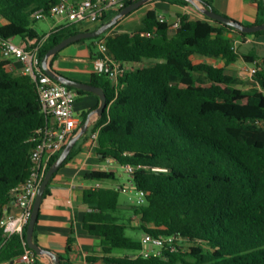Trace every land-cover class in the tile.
Masks as SVG:
<instances>
[{
    "label": "trees",
    "instance_id": "obj_1",
    "mask_svg": "<svg viewBox=\"0 0 264 264\" xmlns=\"http://www.w3.org/2000/svg\"><path fill=\"white\" fill-rule=\"evenodd\" d=\"M59 1L0 0V38H20L27 50L40 46L42 63L63 40L94 32L122 11L104 17L93 28L68 25L40 34L32 14L48 11ZM162 1L203 15L187 0ZM200 1L214 10L213 0ZM137 2L129 1L127 7ZM257 4L256 25H261L264 0ZM179 20V27L172 28L150 9L138 30L110 35L120 27L117 24L100 37L76 42L86 43L95 59L100 56L97 42L105 40L110 56L127 65L117 87L107 76L93 75L91 85L104 90L107 109L92 131L98 133L99 162L110 159L121 167L132 166L133 184L146 193L145 204L127 201L124 208L121 189L105 185L116 179L114 171L94 169L85 174L90 186L83 190V204L88 207L83 228L102 242V255L87 257L86 264H264V59L242 55L240 46H235L236 39L264 37V31L242 33L209 18L190 20L186 15ZM59 54L52 58V66ZM195 55L222 59L225 67L195 63ZM240 58L260 63L253 76L258 88L246 91L238 86L237 77L226 73V67ZM197 74L204 75L205 82ZM70 88L76 91V101L95 95ZM89 113L81 115L79 127ZM46 124L33 80L9 71L7 62L0 60V216L12 199V189L30 175L35 146L31 138ZM79 141L61 168L76 155ZM65 146L52 158L48 171ZM128 231L175 236L176 250L165 246L161 256L146 258L140 255L141 238ZM33 242L38 244L36 229ZM74 242L72 233L68 253ZM22 253L21 238L0 237V263H10ZM36 256V264H43Z\"/></svg>",
    "mask_w": 264,
    "mask_h": 264
},
{
    "label": "built area",
    "instance_id": "obj_2",
    "mask_svg": "<svg viewBox=\"0 0 264 264\" xmlns=\"http://www.w3.org/2000/svg\"><path fill=\"white\" fill-rule=\"evenodd\" d=\"M129 1L140 0H60L48 11L41 9L33 13L32 19L41 21L54 18L63 22L65 24L63 26L98 24L104 17L124 10ZM0 22H3L1 15ZM160 22H168L175 29L180 25V20L169 22L163 16H160ZM57 28L54 27L52 31ZM235 46H238L237 41ZM97 47L100 56L93 59V70L97 74L107 76L117 87L119 78L127 69V65L110 56L105 40L98 41ZM39 48L40 46H36L27 50L26 46L16 44L13 39L0 38L1 61L7 62V68L11 72H16V67L12 65L13 62L21 64L20 74L29 76L35 83L42 102V112L48 118V124L34 133L31 138L35 146L31 153L30 175L24 182L12 189V199L2 207L0 216V237L4 241L14 236L22 239L23 253L19 257L21 264L37 263L35 251L28 246L26 229L32 219L35 201L48 172L50 161L63 149L80 126V119L76 116L74 109L76 91L46 74L39 59ZM258 64L260 63L254 62L248 69L252 77L259 70ZM97 137L98 133H93L92 139L96 141ZM110 163L114 162L108 159L105 165ZM123 168L129 174L130 179L126 185L118 188L129 194L131 203L139 206L145 204L146 193L138 190L132 182L134 168L130 165ZM95 186L101 187V184L96 183ZM176 240L175 236L155 237L151 234H143L140 255L146 258L159 257L165 246L175 251Z\"/></svg>",
    "mask_w": 264,
    "mask_h": 264
},
{
    "label": "crops",
    "instance_id": "obj_3",
    "mask_svg": "<svg viewBox=\"0 0 264 264\" xmlns=\"http://www.w3.org/2000/svg\"><path fill=\"white\" fill-rule=\"evenodd\" d=\"M212 5L214 10L221 15L234 19L244 25H256L259 16L257 0H213ZM144 8H146L145 14L148 10L155 9L159 12L160 16L165 17L169 22L179 20L180 15H186L190 20H208V18L196 10L178 5L172 1L154 0L144 6ZM136 14L137 11H134L120 21V27H118L119 33L138 30L143 26L145 15L142 18L141 24L133 29L134 23L131 20ZM47 20L54 22L50 26V31L54 27L65 25L54 18ZM90 25L95 24H87L84 27L93 28ZM116 29H113L109 34L111 35ZM233 37L236 38L235 35ZM236 41L239 46H250L251 50L247 52H241L239 47L242 55H249L251 57L255 54L258 56L256 60L264 59V37L251 36L247 37L244 42H240L237 39ZM20 45L23 44L20 43ZM193 61L195 63L206 62L208 64H216L219 68L225 67L224 60L214 57L195 55ZM242 61L244 62L243 67L239 66V62ZM13 63L12 65L16 67V72L14 73L20 74L21 64L17 62ZM251 66L252 64L240 58L238 62L226 67V73L241 80H248V83L252 84L253 88H258V83L248 73V69ZM52 67L63 76L86 84H91L93 75L97 74L93 70V58L90 48L86 43L71 44L63 49ZM239 69L243 71H238ZM196 77L204 79V75L202 74H197ZM78 103L80 104L77 105ZM98 105H100V100L96 94L83 96L75 103V114L81 121L82 114L95 111ZM79 109L83 111L81 115H77ZM99 117L97 114L92 116L91 124L87 131L88 134L84 139H80L76 155L58 170L55 178L52 180L49 187L50 193L42 201L35 227L40 247L52 251L59 255L61 259L69 260L74 264H86L87 257L102 255L101 239L91 236L83 228L84 217L88 211V207L83 204V190L90 186L83 179L85 174L94 169L113 171V168L116 167L115 163L105 165L99 162L96 153V141L92 139V129ZM72 233H74L75 242L72 245V252L68 253V239ZM19 257L10 263H1L21 264ZM41 261L43 264L51 263L48 257H42Z\"/></svg>",
    "mask_w": 264,
    "mask_h": 264
},
{
    "label": "water",
    "instance_id": "obj_4",
    "mask_svg": "<svg viewBox=\"0 0 264 264\" xmlns=\"http://www.w3.org/2000/svg\"><path fill=\"white\" fill-rule=\"evenodd\" d=\"M154 0H140L137 3H134L128 7H126L124 10H122L116 17H114L111 21L105 23L102 25L98 30L94 32H82L76 35H72L68 37L67 39L63 40L61 43L58 45L54 46L52 49L48 51L46 56L43 58L42 66L46 74H48L53 80H56L66 86L73 87L78 90H82L85 92H91L96 94L99 99H100V105L99 107L95 110L92 111L84 124L79 128V130L70 138L68 143L66 144L63 152L57 159V161L53 164V166L49 169V171L46 174V177L43 181V183L40 186L34 209H33V215L32 219L28 225L27 232H26V239L28 242V246L35 251V253L38 256L41 257H48L51 260L50 264H61V258L59 255L53 253L52 251H49L47 249H44L40 247L38 244H35L33 242V236L35 232V227L38 221L42 201L44 198L45 190L48 187L53 175L61 168L63 163L66 161L68 158L69 154L71 153L72 149L74 146L77 144V142L87 133L92 116L94 114H97L98 116H101L103 112L107 109V96L104 90L101 87L93 86L91 84H86V83H81L72 79H69L58 72H56L51 64L52 58L60 53L63 49L68 47L71 44H74L80 40L83 39H90V38H97L109 31L112 27L116 26L117 24L120 23L125 17L133 13L134 11L148 5ZM189 1L197 10H199L203 15L208 17L211 20L218 21L222 24H225L227 26H230L232 28H235L239 30L242 33H255L258 31H264V23L261 25H244L234 19H231L229 17H226L224 15H221L217 13L215 10L212 8L206 7L200 0H187Z\"/></svg>",
    "mask_w": 264,
    "mask_h": 264
},
{
    "label": "rangeland",
    "instance_id": "obj_5",
    "mask_svg": "<svg viewBox=\"0 0 264 264\" xmlns=\"http://www.w3.org/2000/svg\"><path fill=\"white\" fill-rule=\"evenodd\" d=\"M137 11V14L134 16V18H132L131 22H133V29L137 28L140 24H141V21H142V18L143 16L145 15V11H146V8L142 7ZM3 22H0V25L2 24ZM54 22L51 21V20H41V21H37L36 24H35V27L36 29L39 31L40 34H48L50 33V26L53 24ZM91 27H95V25H90ZM119 28H117L114 32H112L111 35H116V34H119L118 32ZM111 31H109L110 33ZM16 44L20 45L21 43V39L20 38H16L15 41H14ZM251 50L250 49V46L248 45H241L240 46V51L241 52H247ZM256 52V51H255ZM239 66L243 67L244 66V62H239ZM238 71H243L242 69H239ZM249 73V72H248ZM202 79V78H201ZM239 79V78H238ZM203 81L205 82V80L203 79ZM202 81V82H203ZM238 86H240L241 88H243L244 90L246 91H250V90H253V86L252 84H249L248 83V80H241L239 79V84ZM80 103H78L77 105H79ZM82 110L79 109L77 111V115H81L82 114ZM113 171L116 173V179L113 180V181H107L105 182V185L106 186H109V187H114V188H118L120 186H123V185H126L128 182H129V174L125 171V169L123 167H121L120 165H117L116 164V167L113 168ZM129 201V194L127 193H124L121 191L120 193V202L121 203H124V208H126L127 204H125V202ZM134 224L137 225L138 224V219L137 218H134ZM128 234L130 236H133L137 239H140L142 234L141 233H137V232H133V231H128Z\"/></svg>",
    "mask_w": 264,
    "mask_h": 264
}]
</instances>
